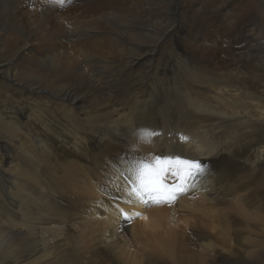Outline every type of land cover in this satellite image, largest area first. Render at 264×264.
<instances>
[{"label": "bare ground", "instance_id": "1", "mask_svg": "<svg viewBox=\"0 0 264 264\" xmlns=\"http://www.w3.org/2000/svg\"><path fill=\"white\" fill-rule=\"evenodd\" d=\"M8 1L12 0L2 3ZM95 2L104 7L97 21L61 23L54 19L59 23L60 43L64 37L92 49L95 31L104 25L119 33L124 16L109 11L111 0ZM250 3L254 14L248 23L252 25L246 28L245 24L237 34L240 42L249 45L235 61L230 60L238 64L250 58L256 68L264 70V38H260L264 0ZM174 24H162L161 36H154V44L153 37H148L134 58L122 54L107 62L87 59L88 72L96 78L91 93L86 92L90 83L79 80V66L66 60L62 51L55 55L54 49L51 53L45 48L46 66L57 72L51 70L55 72L42 76H18L11 67L0 65L1 76L19 83L28 96L37 94L43 100L38 103L23 94L17 93L15 98L16 93L0 92L3 105L8 100L2 121L10 132L31 142V148L27 143L15 147L28 155L25 167L15 160L7 162V167L0 165V264H168L161 256L165 255L162 242L170 248L168 252L175 250L174 255H165L170 264H207L203 257L206 250L213 253L208 264H264V88L255 91L257 74L188 69L186 56L179 58V52L177 57L172 51L160 50L152 63L158 45L165 38L172 40L173 33L177 38L181 31V25ZM117 33L109 35L120 41ZM195 34L181 33L179 37L186 42L187 38L195 40ZM109 35H100L97 40L111 42ZM25 48L13 51L22 56ZM80 52L89 56L84 50ZM48 84L53 91L47 89ZM76 88L83 90L75 93ZM46 95L62 101L61 105L52 107ZM52 147L72 159L57 158L52 163ZM157 158H179L202 169L190 181L191 188L184 185L187 190L179 201L180 194L164 202L166 191L146 192L141 186L138 169L142 165L154 169ZM168 168L162 183L171 187L174 180L180 183L184 170L173 164ZM172 171L181 176L173 177ZM73 211L86 216L84 224L82 221L75 227L81 237L76 246H70L71 220H66ZM157 229H161L160 246L148 241L145 249L144 243H137L139 238L148 237L142 236L147 230ZM127 230L134 245L143 247L141 252L134 253L128 241L122 251L118 249L117 237L126 238ZM247 231L258 232L259 239L240 237ZM87 234L91 235L85 247ZM196 234L203 244L199 245ZM194 245L200 247L197 255L192 251ZM191 248L198 256L194 262L180 255Z\"/></svg>", "mask_w": 264, "mask_h": 264}, {"label": "rangeland", "instance_id": "2", "mask_svg": "<svg viewBox=\"0 0 264 264\" xmlns=\"http://www.w3.org/2000/svg\"><path fill=\"white\" fill-rule=\"evenodd\" d=\"M111 1H112V5L109 7L110 8L109 11H111L113 15L115 13H119L124 16V20L119 24V25H123V28H119V33H117L116 30H112L106 27L104 24H102L104 25L102 28L98 26L99 28H101L99 29L100 31H95L96 34H94L95 32L93 33L95 36L93 39L96 38L95 39L96 43L94 45L92 44V49L91 48L88 49L84 44H80V46H78L79 42H75V40L72 41V39L69 38L62 37V42L60 43L61 40L59 36L60 30L57 27L59 24L58 21H61L62 23V20L64 22H74V21L90 22L91 20L97 21L98 14L104 9V7L103 5L95 2V0H81V1L12 0V1H8L7 4L2 3V0H0V9H1L0 13L1 15L5 16V17L3 16L4 18H2V16L0 15L1 17L0 18V57H1L0 65L5 64L11 67L10 69H12L11 70L12 73L17 74L18 76H20L21 74H35L38 76H42L43 73L49 74L51 72L54 73L56 71V69H52V67H50L49 65L46 66L48 61L44 58L45 48L50 50L51 53L52 50L54 49L53 54L55 53V55L57 52L62 51V55L66 57V60L71 61V63H74L76 68H78L79 66L80 69L79 71L81 74L79 80L81 82L86 80L87 84L90 83V85H93L90 86L88 84L90 88L89 90L86 91L91 93L94 90L96 78L95 76L90 75L91 73L88 72L89 67L87 66L88 63L86 62L87 59L107 62V60L118 58L122 54L124 55V57H128L130 59L134 58L136 50H139L140 47L142 48V46L145 44V41L149 40L148 37H153L152 40L154 44L156 40L154 36L156 34L161 36L160 30H162L161 29L162 24L171 23L174 21L175 27L181 25L179 27L181 31L175 28L176 31H179L177 38H174V33H173L172 34L173 42H171L172 41L171 39L167 40V38H165V42H163L162 44L160 43L158 45V48L152 54V63H155L154 59L159 54L160 50L164 51L165 53L172 51L173 53H176V55L179 52L178 53L179 58L182 56H186V64L184 65L185 66L189 65L188 69L190 68L205 69L206 71H210V72H223V73H233V74L235 73L257 74V81L254 83V80H252L251 85H253L254 83L253 87L255 91H259L261 88H264V70L262 68L261 70L260 68H256L253 65L252 60L250 58L244 59L238 64H232L231 62L232 60L235 61L236 57H239L241 54H243L245 49L249 45L245 42H240L241 41L240 36L237 34L239 33V29L241 32V30L245 27V24H247L246 28H249V26L252 25V23H248V21H252L251 17L254 14V11H252L251 8L252 6V4L250 3L251 0H165L167 3L164 0H111ZM3 6L5 7V9L6 8L7 9L3 10L2 9L4 8ZM16 8H18L19 10ZM46 16L49 17L46 18ZM8 18H10L11 20ZM43 18L47 20L44 21ZM56 18L58 21L55 22ZM18 22L20 23L17 24ZM15 26L16 28H14ZM148 29H154L155 31L149 33L147 31ZM197 29H199L200 31ZM7 31L10 33L8 34ZM187 32L192 33L193 35L194 33H196L195 34L196 39L193 40L192 38H187L186 42L184 39L181 40V38L179 37L181 36V33L184 36H186L188 34ZM261 32L264 33V30H262ZM21 33L23 34L24 37H22ZM110 33H117L119 35L120 41H116V39L112 37V35H109ZM263 33H261L262 35H260L261 39L264 38ZM17 34L19 35L21 34V35L18 36ZM100 35L103 37L109 35L111 42L100 43V41L97 40L102 38ZM118 35L115 37H118ZM12 36L15 37L14 40H12ZM9 37L11 40L8 39ZM20 37L22 38L21 41L19 40ZM49 37L51 38L49 39ZM37 38L38 41L36 40ZM15 39H17V42ZM23 40L26 41V42L24 41L25 44L23 43ZM44 40L45 43L43 42L44 43L43 44L42 41ZM194 42L197 44H195ZM19 43H21L22 45ZM186 43H188V45ZM49 44L51 45L49 46ZM15 45L16 46L19 45L20 47H23L24 45L26 46V48L24 49L25 53L24 55H22L24 57L18 56V54L16 53L17 51L15 52L13 51L14 49L18 50L19 46L16 47ZM11 46L12 47L15 46V47L11 49L10 48ZM149 46L151 47L152 45ZM87 49L88 50L91 49L90 50L91 52L90 51L88 52ZM80 50H84V52L89 53V56L84 57L85 54L82 56L83 53L81 54ZM97 56H99V58ZM20 57L22 58V61H24V65ZM25 65H27V68H24ZM29 69L32 71H29ZM51 70H55V71H51ZM82 74L88 75V77ZM82 76L84 77L83 79H81ZM260 79H261V84L259 83ZM7 80L8 79H5L4 76L0 75V90H1L0 92L11 91L9 95H11L12 92L16 93L14 94L15 98L18 97V94H23L24 96L31 98L34 101H38V103H41L43 101L42 99H38L37 94L30 93L31 95L28 96L29 92L23 89L19 83L17 84L11 80H8L9 81L8 82ZM16 81L20 82L19 79H16ZM47 89L48 90L50 89L49 84L47 85ZM78 90L81 93L83 89L76 88L73 92L77 93ZM50 91L53 90L50 89ZM2 101L4 102V99L1 97L0 98V165L5 164L6 165L5 167H7L6 164L7 162H10L11 160L13 161L15 160L14 162L16 163L19 162L21 166L25 167L27 161L25 159H28V155L23 154V151H21V149H16V148L18 147L17 145L20 143H21L20 145H24L25 143H27L28 145H30L31 148V144H30L31 142H29V140L25 137H21L18 136L17 134H14L13 132H10V127L8 125H5L4 121H2L4 114L7 112L5 108V104L8 102V100H6L4 105ZM46 101H50L51 103L50 105L52 107H56L57 105L56 103H60L61 105L62 102V101L56 102L53 99L52 95H46ZM22 149H24V147ZM28 150L32 151V149H28ZM50 158L52 163H54L57 158L58 159L60 158L59 160L72 159L70 158L69 155L62 154L60 150L53 147ZM40 165L41 168L45 171L43 165L42 164ZM38 167L40 166L38 165ZM180 197L181 194L179 195L177 201L180 200ZM152 206H149V208H152ZM85 218L86 216L81 215L80 212L78 213L76 211H73L72 216L70 214L69 218L66 219V220H71L70 225L72 227V230L70 229L71 227L68 229L70 235L69 238L70 246H76L77 244L80 243V238H81L79 237L80 233L76 232L77 229H75V227L77 223L82 224V221L84 224L85 221L83 219ZM66 225L68 226V224ZM89 225H94L92 227H96V224L94 223L92 224V222H90ZM160 230L161 229L159 230L157 229L154 230V232L153 230H147V232L144 233L142 236H148V237L139 238L137 240V243L139 241H141L140 243H138L140 245L144 243L143 247L145 249L147 248V244L145 243H147L148 241H152L153 243H155L156 247L158 244L160 246L162 241V238L160 237V232H161ZM128 233H129L128 230L124 232L126 238L124 239L122 238V240H120V238L118 239L117 237L118 241L116 240L115 243H118L120 245L118 246L117 244L118 249L122 251V247L127 246L126 242L128 241L130 243V244L128 243L129 244L128 246L133 245L132 246L133 248L132 247L131 248L134 253L141 252L143 250L142 249L143 247L141 246L138 247V244L134 245L135 240H133V238ZM252 233H248L247 231L243 233V235H241L240 237H247L249 239L252 238L259 239V234H257L258 232L253 231ZM90 235L87 234L86 237L84 238L85 240L87 239V241L84 240L85 243H87L85 247L89 246L88 238L90 237ZM194 237L195 239L196 238L199 239L200 242L199 245H201V243L203 244V241L201 240L200 237L197 236V234ZM241 240L242 238H240V241ZM242 244L239 245L236 244V247L237 248L242 247ZM229 245L232 248H234L233 243ZM229 245H225V249H228ZM195 247L196 246L194 245V250H192L193 248L189 249V252L188 251L180 252L181 257L188 258L192 262L196 261L198 259V256L196 255L200 247L199 248H195ZM162 248L164 250L165 255L172 256L175 253L174 248L170 252H168L170 248L164 242H162ZM83 249L84 247L82 246V251ZM191 250L196 255L192 254ZM223 252L225 253V251ZM212 254L213 253L211 252H207V250L204 252L203 257H205V262L207 264L213 260ZM165 255H163V253L161 254L164 260L165 261L167 260L166 262L170 264L168 260L169 257H165ZM200 258H202V256Z\"/></svg>", "mask_w": 264, "mask_h": 264}, {"label": "snow or ice", "instance_id": "3", "mask_svg": "<svg viewBox=\"0 0 264 264\" xmlns=\"http://www.w3.org/2000/svg\"><path fill=\"white\" fill-rule=\"evenodd\" d=\"M173 164L174 167L179 166L184 170V174L177 171H172L170 174L173 177L181 176L180 183H176L175 180L171 187H166L162 181L165 179V174L169 173L168 165ZM202 169L194 162L182 161L179 158H175L173 161L171 158L161 161L157 158V166L154 169H149V166L142 165L138 169V179L140 180L141 186L146 192H161L166 191L167 196L162 197L164 202L174 198L176 195L182 194L183 191L187 190L184 185L187 184L188 188H191L192 184L190 181L194 180L195 176L198 175ZM146 177H149L147 180Z\"/></svg>", "mask_w": 264, "mask_h": 264}]
</instances>
